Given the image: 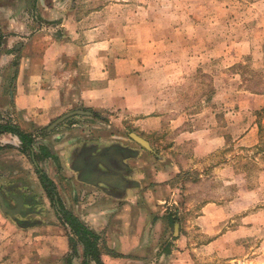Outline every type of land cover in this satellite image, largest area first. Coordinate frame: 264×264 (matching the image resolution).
Instances as JSON below:
<instances>
[{"label": "rangeland", "instance_id": "rangeland-1", "mask_svg": "<svg viewBox=\"0 0 264 264\" xmlns=\"http://www.w3.org/2000/svg\"><path fill=\"white\" fill-rule=\"evenodd\" d=\"M128 2L123 9H135L139 13L116 20L129 25L128 32L119 37L135 44L134 56H139L147 46L144 55L151 57L158 50L162 60L160 65L147 60L142 66L144 69L140 64L135 66L139 69L133 73V85L141 95L139 113L127 118L118 111L95 112L91 118L72 116L57 127L30 128L13 112L0 109V123L14 124L29 134L36 155L32 158L30 152L24 151L16 135L0 133V264L82 263L77 241L74 248L65 243L66 251L57 254V245L46 239L47 227L53 224L60 236L76 240L69 226L57 215L55 203L46 195L35 169L37 166L53 178L60 173L57 162L53 164L40 158L42 140L55 153L54 146H61L58 142L70 138L72 129H77L76 137L92 139L98 135L112 143L132 138L130 134L135 133L151 142L158 152L159 147H170L178 140L172 139L183 136L179 131L184 125L186 128L189 124L198 126L202 120L212 126L214 113L217 127L222 125L227 132L223 148L202 156L197 145L179 143L173 149L183 156L195 153L198 158L187 164L196 167L189 178L193 183L188 186L189 205L176 216L175 229L186 235V239L180 247L173 248L185 256L177 258L175 264H264L262 216L253 224L241 222L243 228L238 233H229L230 236L220 241L215 238L230 230L233 226L230 219L224 222L220 234L215 230L211 234L201 232L194 221L203 201L215 196L229 197L232 186H264V96L250 94L264 93V0ZM136 21L144 27L152 21L154 29L149 32L135 27ZM201 105L207 111L201 112ZM158 115L154 120L149 118ZM257 119L262 122L259 129H246ZM65 122L69 123L68 127L63 126ZM157 124L159 128L155 129ZM197 130V134L203 131ZM220 163H233L234 172L228 169V173H216L214 167ZM200 173L203 180H199ZM216 186L217 194L214 193ZM17 197L23 199L20 212ZM256 202L262 203L264 198ZM99 247L102 252L107 251L101 242ZM167 250L171 248L168 246ZM155 255L123 257L121 264H174L169 256L159 260Z\"/></svg>", "mask_w": 264, "mask_h": 264}, {"label": "crops", "instance_id": "crops-1", "mask_svg": "<svg viewBox=\"0 0 264 264\" xmlns=\"http://www.w3.org/2000/svg\"><path fill=\"white\" fill-rule=\"evenodd\" d=\"M128 1L0 0V109L13 112L30 128L50 126L70 112L75 113L55 126L72 116L91 118L95 112L118 111L127 118L139 113L141 95L133 85V73L139 69L135 66L140 64L144 69L147 60L154 65L162 60L157 49L151 57L144 55L147 46L134 56L135 44L119 37L128 32L129 25L116 20L139 13L123 9ZM137 26L149 32L154 29L152 21L145 27L136 21ZM200 108L207 111L205 105ZM213 118L212 126L202 120L198 126L184 125L179 131L183 136L172 139L178 140L170 147H159L158 152L151 142L148 150L129 137L114 143L98 135L92 139L76 137L77 129L71 130L70 138L58 142L61 146H54L55 153L46 140L41 141L40 158L60 165L57 177L47 176L55 185L61 205L99 236L98 246L101 242L113 252L101 251L103 264L107 259L108 264H121L123 257H149L155 252L159 260L169 256L174 264L177 258L185 257L173 249L186 239L175 229L176 216L189 205L188 186L193 184L189 178L196 165L192 168L187 164L198 158L195 153L183 156L173 149L179 143L197 145L202 156L223 148L227 132L224 126L217 127L216 113ZM260 123L254 120L246 129H259ZM74 125L71 123V127ZM158 128L159 124L155 126ZM197 129L203 131L197 134ZM214 168L219 174L228 173V169L234 172L233 163H220ZM231 189L229 197L203 201L194 219L206 234L214 230L220 234L224 222L231 220L230 230L215 241L238 233L243 228L241 222L253 224L257 218H264V202H256L264 198V186L237 184ZM214 190L217 194V186ZM47 230L46 239L57 245V254H63L68 237L60 236L53 224ZM77 242L83 261V245ZM92 263L90 260L88 264Z\"/></svg>", "mask_w": 264, "mask_h": 264}, {"label": "trees", "instance_id": "trees-1", "mask_svg": "<svg viewBox=\"0 0 264 264\" xmlns=\"http://www.w3.org/2000/svg\"><path fill=\"white\" fill-rule=\"evenodd\" d=\"M9 132L16 135L22 144V149L31 153L32 158H36V155L32 151V138L29 134L22 132L14 124H1L0 133ZM42 146H39L41 148ZM36 171L40 182L46 192V195L50 198L51 202L55 203L57 212L61 215L60 218L65 224L69 226L73 235L77 237L76 240L68 238L69 246L74 248L76 241H79L83 245V261L82 264H88L90 260L95 261L96 264H103L100 255L101 250L98 246V235L91 231L79 218H77L71 211H67L60 203L57 191L53 181L47 176V174L36 166ZM177 220V219H176ZM107 253L113 254L109 249H106ZM68 261V259H67Z\"/></svg>", "mask_w": 264, "mask_h": 264}, {"label": "water", "instance_id": "water-1", "mask_svg": "<svg viewBox=\"0 0 264 264\" xmlns=\"http://www.w3.org/2000/svg\"><path fill=\"white\" fill-rule=\"evenodd\" d=\"M74 113H75V112H70V113H68V114H65V115L61 116L60 118H58L57 120H55V122H53L52 124H50L49 128L55 126L57 123H59V122H60L61 120H63L65 117H67V116H69V115H71V114H74ZM130 135H131V137H132L134 140H136V141H137L139 144H141L143 147H145V148L148 149V150L151 149V148H150V145H149V143H148L147 140H145V139H143L142 137L136 135L135 133H131ZM16 200H17V202H18V208H19V206H20V204H21V202H22L23 199H22L21 197H17ZM15 211H16V210H15Z\"/></svg>", "mask_w": 264, "mask_h": 264}, {"label": "flooded vegetation", "instance_id": "flooded-vegetation-1", "mask_svg": "<svg viewBox=\"0 0 264 264\" xmlns=\"http://www.w3.org/2000/svg\"><path fill=\"white\" fill-rule=\"evenodd\" d=\"M16 207H17V205H16ZM16 208H14V210H15ZM20 210H21V207L18 209V212H20Z\"/></svg>", "mask_w": 264, "mask_h": 264}]
</instances>
